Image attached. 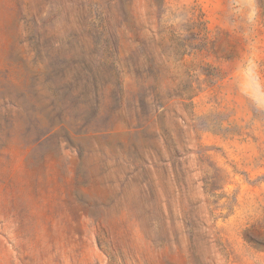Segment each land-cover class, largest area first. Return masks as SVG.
I'll return each instance as SVG.
<instances>
[{"label": "rangeland", "instance_id": "1", "mask_svg": "<svg viewBox=\"0 0 264 264\" xmlns=\"http://www.w3.org/2000/svg\"><path fill=\"white\" fill-rule=\"evenodd\" d=\"M0 264H264V0H0Z\"/></svg>", "mask_w": 264, "mask_h": 264}]
</instances>
